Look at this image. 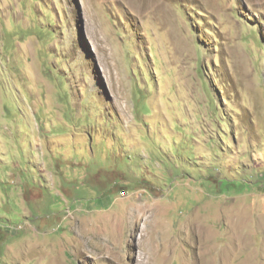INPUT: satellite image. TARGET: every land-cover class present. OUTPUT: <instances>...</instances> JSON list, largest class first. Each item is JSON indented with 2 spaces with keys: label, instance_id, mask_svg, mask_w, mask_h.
<instances>
[{
  "label": "rangeland",
  "instance_id": "rangeland-1",
  "mask_svg": "<svg viewBox=\"0 0 264 264\" xmlns=\"http://www.w3.org/2000/svg\"><path fill=\"white\" fill-rule=\"evenodd\" d=\"M0 264H264V2L0 0Z\"/></svg>",
  "mask_w": 264,
  "mask_h": 264
},
{
  "label": "bare ground",
  "instance_id": "bare-ground-1",
  "mask_svg": "<svg viewBox=\"0 0 264 264\" xmlns=\"http://www.w3.org/2000/svg\"><path fill=\"white\" fill-rule=\"evenodd\" d=\"M256 1H259L260 3H263L264 2V0H256Z\"/></svg>",
  "mask_w": 264,
  "mask_h": 264
}]
</instances>
